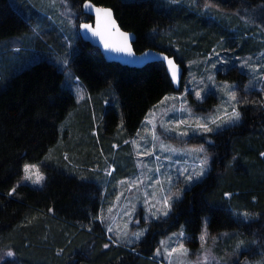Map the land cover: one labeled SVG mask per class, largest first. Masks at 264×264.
<instances>
[{
	"label": "trees",
	"instance_id": "obj_1",
	"mask_svg": "<svg viewBox=\"0 0 264 264\" xmlns=\"http://www.w3.org/2000/svg\"><path fill=\"white\" fill-rule=\"evenodd\" d=\"M69 1L87 20L92 16L86 4L110 9L121 28L136 35L135 51L163 50L180 64L196 48L214 45L226 33L221 22L232 19L235 11L253 10L255 17L260 12L257 18L264 26V0H182L176 4L184 5L178 7L163 0ZM204 6L216 20L210 22ZM178 27L184 28L180 34ZM30 29L9 0H0V52L13 51ZM47 39L42 40L46 49ZM77 44L70 66L94 105L98 103L101 110L107 107L101 123L109 137L115 136L120 119L124 136L134 135L146 112L176 91L164 62L128 67L106 61L82 38ZM220 73L238 85L241 122L213 134L208 173L184 190L164 221L149 225L141 242L126 246L105 237L98 216L101 189L94 177L69 173L71 165L62 155L56 167L42 161L55 147L61 123L76 106L73 93L63 86L62 70L54 61L41 59L16 72L1 71L0 251L11 249L13 258L0 264H159L153 252L161 236L182 230L197 243L205 221L211 234L231 233L226 237L231 245L248 246L238 252L241 257H258L264 250V97L256 90L244 92L248 76L236 64ZM109 90L118 96L121 114L104 104ZM24 162L42 164L47 175L43 187L19 182Z\"/></svg>",
	"mask_w": 264,
	"mask_h": 264
},
{
	"label": "rangeland",
	"instance_id": "obj_2",
	"mask_svg": "<svg viewBox=\"0 0 264 264\" xmlns=\"http://www.w3.org/2000/svg\"><path fill=\"white\" fill-rule=\"evenodd\" d=\"M9 1L29 22L31 29L23 36L24 39H19L22 43L13 51L0 52V75L1 71L16 72L41 59L54 61L64 74L63 86L73 93L76 100V106L59 127L55 147L51 148L42 161L56 167L62 155L71 165V168L66 167L69 173L74 172L83 177L92 175L100 185L102 193L103 206L99 219L105 226V237L116 244H136L145 236L149 225L164 221L168 217L174 201L182 196L186 188L208 173L213 156V134L233 127L242 120L240 113L239 121L230 124L218 121L221 125L219 129L211 122L215 117L231 114L233 107L239 111L241 105L237 97V83L232 84L222 75L220 77L219 73L226 72L236 64L238 69L246 72L248 76L242 86L245 89L243 91L256 90L264 97V26L257 18L260 12H256L257 17L253 10L233 12L232 19L225 20L226 23L221 22L226 33H223L214 45L209 49L196 48L192 56L185 57L184 65L177 62L182 67V75L176 91L165 95L147 111L135 134L124 136L123 122L120 119L115 136L109 137L101 123L107 107L101 110L98 103L94 105L86 86L75 77L70 66L73 55L79 49V24L93 20H87L86 15L76 9L69 0ZM163 1L177 7L184 5L176 4L184 3L182 0ZM202 9L210 13V22L216 20L214 13L205 6ZM192 10H197L195 4ZM183 29L178 27L176 31L180 34ZM167 33L170 34V31ZM45 38H48L47 49L42 41ZM230 40L234 44L229 43ZM178 51L183 53L179 49ZM196 92L201 93V99L196 98ZM108 93L104 104H111L121 114L118 96L113 90ZM233 93L236 96L234 101L230 100ZM166 97L169 99L166 100ZM201 123H206L213 131L205 132L198 128L197 125ZM113 136L115 141L111 140ZM204 161H207V164L203 175L189 180V175L201 171ZM25 165L36 166L33 172L38 171L43 176L39 184L24 178ZM46 176L40 162H24L19 182L43 187ZM166 196L170 197V209H165L162 203ZM163 211L168 214L163 215ZM181 231H171L159 239L153 252L159 264H226L227 261V264H264L263 249L259 250L257 247L260 252L258 257H241L238 252L248 246H242L238 242L231 245V239H226L231 233H209L206 221L198 236V243L188 240L189 237L185 234L180 237ZM136 233H142L139 239L136 238ZM201 236L204 237L203 240ZM181 244L187 249L186 255L176 252L170 262L165 259L169 251L173 248L179 249ZM157 249L162 252L159 256L156 254ZM3 251H0V257L3 258H0V262L13 258V255H8L10 251L13 253L11 249ZM205 256L210 259L205 261Z\"/></svg>",
	"mask_w": 264,
	"mask_h": 264
},
{
	"label": "water",
	"instance_id": "obj_3",
	"mask_svg": "<svg viewBox=\"0 0 264 264\" xmlns=\"http://www.w3.org/2000/svg\"><path fill=\"white\" fill-rule=\"evenodd\" d=\"M107 9V8H103ZM89 14L93 16V22L82 21L79 24V33L81 38L90 43L92 46H95L99 49L101 55L106 61H113L122 65H127L130 67H142L150 62H158L161 61L157 57L162 54L163 56H167L169 59L173 60L178 68V80L173 82L175 87L178 86L181 74L182 67L174 60L173 56L168 54L167 52L155 48H146L140 52H136L133 48V42L136 39V35L132 31H126L120 27L117 20L111 15V18L106 17L103 13H97L95 8H92L91 11H88ZM115 21V27L111 25V21ZM89 24L93 29L98 31L100 35H93L91 31L85 30L82 25ZM119 29L117 32L116 29ZM120 32L128 33L129 38L127 41L123 39V37L119 34ZM105 43L112 45L110 48H105ZM118 48H130L129 51H117ZM151 53L153 55H146ZM167 66V62L164 61ZM173 81V80H172Z\"/></svg>",
	"mask_w": 264,
	"mask_h": 264
},
{
	"label": "snow or ice",
	"instance_id": "obj_4",
	"mask_svg": "<svg viewBox=\"0 0 264 264\" xmlns=\"http://www.w3.org/2000/svg\"><path fill=\"white\" fill-rule=\"evenodd\" d=\"M85 8H86V10L91 11L92 8H93V6L90 5V4H86V5H85ZM95 11H96L98 14H99V13H103L106 17L111 18L112 13H111V10H110V9H99V8H97V9H95ZM111 25H112L113 27H115V21H114V20L111 21ZM82 27H83L85 30H89V31H91L93 35H100V33H99L98 31H96L95 29H93V28L91 27V25H89V24H84V25H82ZM116 30H117V32H119V29H118V28H117ZM119 34L123 37V39H124L125 41L128 40V38H129V34H128V33L120 32ZM104 46H105V48H110V47H112V45H110V44H108V43H105ZM116 50H117V51H129V52H130V48H118V49H116ZM146 55H149V56H150V55H153V54L148 53V54H146ZM157 58L160 59L162 62H164V61L167 62V67H168V70H169V72H170V74H171V79L173 80V82H176V81L178 80V68H177L176 64L174 63V61L171 60V59H169L167 56H163L162 54H160V56L157 57ZM195 95H196V98H197V99H201V93H200V92H196ZM165 99L167 100V99H169V98L166 97ZM230 100H233V101L236 100V96H235L234 93L231 94V96H230ZM239 119H240V112L237 111L235 107H233L231 114H227V113H226L224 117H215V118H213V119L211 120V122H212L213 124H216L217 129H219V127H220L221 125H220V123H218V121H222V122L225 123V124H230V123H232V122L239 121ZM197 127L200 128V129H202V130L205 131V132H212V131H213V129H212V128H209L208 125H207L206 123L198 124ZM201 151H202V149H201ZM262 155H264V153H262ZM206 164H207V161H204V162L202 163V166H201V171H200L199 173H193L192 175H189L187 178H188L189 180H192L194 177H198V176H200V175H203V172H204V169H205V167H206ZM35 168H36L35 165H25V166H24V171H25V173H26V176H25L24 178H25V179H28V180H32L33 183L39 184V183L42 181L43 176H42L41 174H39L38 171H36V172L34 173V172H33V169H35ZM33 175H35V179H33ZM12 191H15V189H13ZM230 195H231L230 193H225V196H230ZM169 200H170V197H167V196H166V197L163 198L162 203H163L165 209H170V208H171V204L169 203ZM157 203H161V202H160V201H157ZM153 207H155V205H153ZM154 214H155V213H154ZM167 214H168L167 211H163V215H167ZM108 231H112V229L109 228ZM141 235H142V233H136V234H135V236H136L137 239H139V237H140ZM179 236H180V237H184V233H183V231H181V232L179 233ZM201 239L203 240L204 237L201 236ZM105 247H108V245H105ZM176 252H181L182 254H185V255H186V254H187V249H185V248L183 247V245L181 244L180 247H179V249L173 248L171 251H169V252L167 253V255L165 256V259H168L169 262H170L173 253H176ZM156 254H157L158 256L161 255V254H162L161 249H157ZM8 255L11 256V255H13V253L10 251V252L8 253ZM203 259H204L205 261H207V260H209L210 258H209L208 256H205Z\"/></svg>",
	"mask_w": 264,
	"mask_h": 264
},
{
	"label": "bare ground",
	"instance_id": "obj_5",
	"mask_svg": "<svg viewBox=\"0 0 264 264\" xmlns=\"http://www.w3.org/2000/svg\"><path fill=\"white\" fill-rule=\"evenodd\" d=\"M100 9V8H99ZM114 16V15H113ZM123 29V28H122ZM125 30V29H124ZM127 31V30H126ZM79 37H80V33H79ZM88 43V42H87ZM90 44V43H89ZM91 45V44H90ZM93 47H95V46H93ZM97 48V47H96ZM98 49V48H97ZM99 50V49H98ZM137 52V51H136ZM109 62H113V61H109ZM158 62H162V61H158ZM151 63V62H150ZM148 64V63H147ZM122 65V64H121ZM146 65V64H145ZM124 66H127V65H124ZM128 67H130V66H128ZM166 68L168 69V67L166 66ZM170 75V77H171V74H169ZM182 75V74H181ZM218 77V76H217ZM221 79V78H220ZM172 80V79H171ZM231 82V81H230ZM232 83V82H231ZM235 83V82H234ZM233 84V83H232ZM248 86V85H247ZM236 87V86H235ZM250 88V87H249ZM254 89H256V88H254ZM259 89V88H258ZM180 92V91H179ZM214 101V100H213ZM217 101V100H216ZM237 106V105H236ZM239 107V106H238ZM237 110V109H236ZM238 111V110H237ZM147 113V112H146ZM143 120V119H142ZM141 124V123H140ZM139 126V125H138ZM137 131V130H136ZM209 167V166H208ZM132 186V185H131ZM132 188V187H131ZM131 190V189H130ZM134 189H132V191H133ZM118 191H119V189H118ZM125 192H126V190H125ZM112 193H114V192H112ZM121 193H123V192H121ZM96 194V193H95ZM102 194V193H101ZM130 194V193H129ZM126 195V194H125ZM97 196H99V195H97ZM116 196V195H115ZM183 197V196H182ZM181 197V198H182ZM100 198H101V196H100ZM118 198V197H117ZM98 199H99V197H98ZM116 199V198H115ZM120 199H121V197H120ZM123 200V199H122ZM117 201V200H116ZM119 202V201H118ZM101 203V202H100ZM120 203V202H119ZM134 205V204H133ZM101 206H103V205H101ZM105 207V206H104ZM140 209V208H139ZM102 212V211H101ZM117 212V211H116ZM245 212V211H244ZM104 213V212H103ZM108 213V212H107ZM106 213V214H107ZM113 213V212H112ZM138 213V212H137ZM101 214V213H100ZM106 214H105V216H106ZM115 214V213H114ZM135 214V213H134ZM98 216H100V215H98ZM139 216L141 217V215H140V213H139ZM242 216V215H241ZM250 216V215H249ZM100 218V217H99ZM103 219V218H102ZM112 219V218H111ZM139 219H141V218H139ZM143 219V218H142ZM145 219V218H144ZM96 220V219H95ZM95 220H93L94 222H96ZM107 220V219H106ZM110 220V219H109ZM148 220V219H147ZM159 220V219H158ZM176 220V219H175ZM105 221V220H104ZM104 221L102 222V223H104ZM142 221V220H141ZM155 221V220H154ZM160 221V220H159ZM94 222H93V224H94ZM107 222H109L108 220H107ZM140 222V221H139ZM143 222V221H142ZM153 222V221H152ZM98 223V222H97ZM130 223V222H129ZM141 223V222H140ZM99 224V223H98ZM110 224V223H109ZM127 224V223H126ZM102 225H104V224H102ZM108 225V224H107ZM112 225V224H111ZM133 225V224H132ZM137 225V224H136ZM99 226V225H98ZM126 227H127V225H125ZM182 226V225H181ZM180 226V227H181ZM184 226V225H183ZM248 226H249V224H248ZM103 227H105V226H103ZM251 227H252V225H251ZM100 228V227H99ZM237 228V227H236ZM105 229V228H104ZM127 229V228H126ZM179 229V228H178ZM202 229V228H201ZM102 230V229H101ZM106 230V229H105ZM107 230H108V228H107ZM246 230H247V228H246ZM243 231V230H242ZM171 233V232H170ZM210 233V232H209ZM226 233V232H225ZM245 233V232H244ZM103 234V233H102ZM108 234V233H107ZM213 234V233H212ZM159 236V235H158ZM165 236V235H164ZM172 235H170V237H171ZM111 237V236H110ZM162 237V236H161ZM169 237V238H170ZM211 237V236H210ZM173 238V237H172ZM144 239V238H143ZM104 241H106V239L104 240ZM143 241V240H142ZM108 242H110V240H108ZM141 242V241H140ZM155 242H156V240H155ZM112 243V242H111ZM114 243V242H113ZM117 243H119V242H117ZM157 243V242H156ZM198 243V242H197ZM116 244V243H115ZM138 245V244H137ZM140 245V244H139ZM142 245V244H141ZM158 245V244H157ZM115 246V245H114ZM117 246V245H116ZM155 246V245H154ZM172 246H174V245H172ZM108 247H110V244L108 245ZM118 247V246H117ZM120 247V246H119ZM122 247V246H121ZM102 248V247H101ZM132 248V247H131ZM156 248V247H155ZM118 249V248H117ZM3 251V250H2ZM127 251V250H126ZM153 251H154V249H153ZM4 252V251H3ZM77 252V251H76ZM3 254V253H2ZM77 254V253H76ZM150 254V253H149ZM151 255V254H150ZM77 256V255H76ZM216 257V256H215ZM1 259H3L2 258V256L0 257ZM217 258V257H216ZM223 258H224V256H223ZM71 259V258H70ZM68 261V260H67ZM150 261V260H149ZM151 262V261H150ZM153 262V261H152ZM228 262V261H227ZM227 262H226V264H227ZM222 263H224L223 262V260H222ZM225 264V263H224Z\"/></svg>",
	"mask_w": 264,
	"mask_h": 264
},
{
	"label": "flooded vegetation",
	"instance_id": "obj_6",
	"mask_svg": "<svg viewBox=\"0 0 264 264\" xmlns=\"http://www.w3.org/2000/svg\"><path fill=\"white\" fill-rule=\"evenodd\" d=\"M93 8H95V7H93ZM95 9H97V7H96ZM100 9H103V8H100ZM92 20H93V18H92ZM120 27H121V26H120Z\"/></svg>",
	"mask_w": 264,
	"mask_h": 264
}]
</instances>
